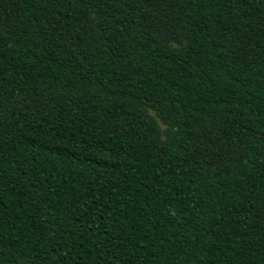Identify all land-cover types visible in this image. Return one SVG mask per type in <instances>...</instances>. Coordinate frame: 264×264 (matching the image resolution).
Instances as JSON below:
<instances>
[{
  "label": "trees",
  "instance_id": "obj_1",
  "mask_svg": "<svg viewBox=\"0 0 264 264\" xmlns=\"http://www.w3.org/2000/svg\"><path fill=\"white\" fill-rule=\"evenodd\" d=\"M0 264H264V0H0Z\"/></svg>",
  "mask_w": 264,
  "mask_h": 264
},
{
  "label": "rangeland",
  "instance_id": "obj_2",
  "mask_svg": "<svg viewBox=\"0 0 264 264\" xmlns=\"http://www.w3.org/2000/svg\"><path fill=\"white\" fill-rule=\"evenodd\" d=\"M159 125H160V128H164V126L161 123Z\"/></svg>",
  "mask_w": 264,
  "mask_h": 264
}]
</instances>
